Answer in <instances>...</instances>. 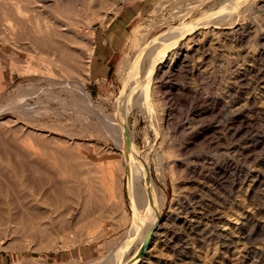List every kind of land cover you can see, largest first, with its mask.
Here are the masks:
<instances>
[{
    "label": "rangeland",
    "instance_id": "374dc122",
    "mask_svg": "<svg viewBox=\"0 0 264 264\" xmlns=\"http://www.w3.org/2000/svg\"><path fill=\"white\" fill-rule=\"evenodd\" d=\"M228 1L0 0V264L110 261L138 227L139 183L159 206L140 264H264V0ZM225 5L229 21L198 25ZM189 21L145 100L133 84L117 105L143 44ZM118 26L115 72L91 85L93 46ZM69 181L67 215L41 190Z\"/></svg>",
    "mask_w": 264,
    "mask_h": 264
},
{
    "label": "bare ground",
    "instance_id": "6f19581e",
    "mask_svg": "<svg viewBox=\"0 0 264 264\" xmlns=\"http://www.w3.org/2000/svg\"><path fill=\"white\" fill-rule=\"evenodd\" d=\"M241 1L243 0H230L228 1L229 4H239ZM38 2V1H37ZM226 2V1H225ZM224 2V3H225ZM227 3V4H228ZM66 4V3H65ZM247 4V3H246ZM223 5V3H222ZM41 7H50V4H47V3H43L40 5ZM245 6V5H244ZM243 6V7H244ZM61 7V6H60ZM220 7V6H219ZM242 7V8H243ZM61 9V8H60ZM218 9V8H217ZM237 11H234V7L233 6H230V5H225L223 6L220 10L208 15V17L210 18L211 16L215 15L213 17V19L211 20L210 23H198V25L200 26H204L206 24H210V25H213V26H216V24H223L224 22H226V20H228L229 18H232L234 14H236ZM235 16V15H234ZM229 21V20H228ZM190 24H186V25H179L180 27H176L170 31H166L164 32L163 34L149 40L148 42L144 43L143 46L140 48V50L136 53V56L134 58V60L132 61L131 63V66H130V69H129V78L128 80L130 81L132 75L134 74V77L132 79V81L130 82L129 84V87H128V84H127V88L124 89V90H121L120 92V95L117 96L116 98V104L119 105L120 102L122 101V98L125 96V103L127 104V100H128V96H129V93H130V89H131V86L133 84H135V86H139V85H142L143 83H146L144 84L143 86H141L138 91L140 92V96H138L140 99H144V96L146 95V90H147V87L149 85V80L151 78V75H153L154 71L158 70L160 68V65L161 63H163V60L165 58V56L167 55V52L169 50V48L171 47V43L172 42H178L179 39H181V37L185 34H190L191 31L196 27V23L195 22H190ZM23 24V22H22ZM202 30V29H201ZM212 30V29H211ZM183 33H182V32ZM143 57V59H142ZM147 61L148 63V67L146 68L147 69V72H146V69L144 68L143 69V72L141 70V63L142 61ZM59 61V60H58ZM144 64V63H143ZM123 66V65H122ZM144 66V65H143ZM121 67V66H120ZM120 67H119V72H124L122 70H120ZM125 67V66H123ZM156 67V68H155ZM122 69V68H121ZM125 69V68H124ZM123 69V70H124ZM141 70V71H140ZM128 81V83H129ZM136 83H138L136 85ZM137 91V88L136 90ZM134 91V92H135ZM138 92V93H139ZM127 93V94H126ZM137 93V94H138ZM134 96V95H133ZM136 97V96H134ZM134 99V98H133ZM132 99V101H134ZM137 99V98H136ZM138 100V99H137ZM145 100V99H144ZM151 101V100H150ZM137 102V101H136ZM141 102V101H140ZM138 103V102H137ZM143 103H145V101H143ZM141 104V103H139ZM150 104V105H149ZM144 105V104H143ZM126 106V105H125ZM148 107L152 106L151 103H148L147 105ZM119 113V112H118ZM153 115V114H152ZM117 117L119 116V114L116 115ZM115 123V122H114ZM115 127V126H114ZM121 140V145H122V154L124 156V136H122L120 138ZM131 149V148H130ZM135 155V154H134ZM125 158V157H124ZM128 158L130 159V161L128 160ZM125 162H124V167L126 169V171L128 172V180L131 184V187L133 186L134 184V188L132 187V190L135 189V185H136V181L137 179H141L139 178V175L137 173V167L134 165L133 161L131 160L130 156L128 155L127 158L124 159ZM132 163V164H131ZM51 182H54L53 180ZM71 183V181L69 182H58V186L56 185L55 189L56 190V195L55 196H51V195H48V192H45L43 190H41V192L43 194L41 195H44V197L47 199V201H52L53 204L55 202H59L58 204H61V206L65 207V213L70 214V211L74 208L73 205L76 204L77 202V196L78 195H73L70 191L71 188L68 186L69 184ZM52 184H55V183H52ZM51 185V184H50ZM55 186V185H54ZM52 187V186H51ZM49 187V189L51 188ZM130 187V186H129ZM76 188V187H75ZM145 190H144V189ZM47 189V190H49ZM54 189V188H53ZM138 189H139V199L137 198V200H139V205L142 207L141 209V217H140V221H137L138 223V227L137 229L135 230L134 232V226L135 225H132V228L130 230H127L126 234H125V242L123 243V247L121 248V250H119V252L117 253V255H112L114 258L111 259L110 261H105L103 260L102 262L101 259L97 261H95V263L97 262V264H124V260L126 257H123L124 260L120 261L119 262V257L118 255L121 254L122 250L124 247H126L127 245L129 246L130 242L131 244H133L132 240H134L135 237H138V242L136 241V243L138 244H142L143 242V239L145 237V234L146 232L152 227V226H155L154 228V231L152 233V236L154 235L158 225H157V222H154L155 220H157V216H156V212L154 211L156 209V211L159 210V206L157 207L156 204H157V200H156V195H154V192H151V191H148V189L146 188V186L143 184H140L139 183V186H138ZM137 189V190H138ZM51 191V190H50ZM40 192V193H41ZM55 192V190H54ZM134 192V190L132 191V193ZM137 192V191H136ZM145 192V193H144ZM71 193V194H70ZM84 193V192H83ZM82 193V194H83ZM134 195V193H133ZM50 197V198H49ZM135 197H137V195L135 194ZM135 200V201H137ZM55 201V202H54ZM83 201V200H82ZM78 203V202H77ZM81 206V205H80ZM53 207V205H52ZM61 207V209L63 208ZM83 207V206H82ZM57 208V207H56ZM97 208V207H96ZM102 211V210H101ZM140 213V212H139ZM49 214V213H48ZM137 214V213H136ZM138 215V214H137ZM140 216V215H139ZM86 219V218H84ZM155 219V220H154ZM79 221V220H78ZM66 224V223H65ZM134 232V235H132ZM137 240V239H136ZM122 243V242H121ZM120 243V244H121ZM119 246V244H118ZM131 246V245H130ZM117 247V245H116ZM141 245L138 247V250L135 252V254L133 255V258L132 260L129 262V264H138L139 262H141L143 256H138V252H139V249H140ZM129 247H127L126 249H128ZM264 248V247H263ZM115 249V248H114ZM255 250V249H254ZM257 250V249H256ZM259 250V249H258ZM118 251V250H117ZM112 252V251H111ZM116 253V252H115ZM114 254V253H113ZM122 258V259H123ZM128 262V261H127ZM140 264V263H139Z\"/></svg>",
    "mask_w": 264,
    "mask_h": 264
},
{
    "label": "crops",
    "instance_id": "0c3cea01",
    "mask_svg": "<svg viewBox=\"0 0 264 264\" xmlns=\"http://www.w3.org/2000/svg\"><path fill=\"white\" fill-rule=\"evenodd\" d=\"M129 23V22H128ZM120 23L119 25H121ZM127 24H123L126 27ZM122 26H118L107 32H103L98 41H96L92 50V76H89L88 82L91 85L100 82H106L109 73L115 72L116 64L120 58L121 43L119 34ZM93 92L92 89H90Z\"/></svg>",
    "mask_w": 264,
    "mask_h": 264
},
{
    "label": "water",
    "instance_id": "95a60500",
    "mask_svg": "<svg viewBox=\"0 0 264 264\" xmlns=\"http://www.w3.org/2000/svg\"><path fill=\"white\" fill-rule=\"evenodd\" d=\"M249 1L250 0H243V1H241L238 5H236L235 9L242 8ZM197 20H198V18H197ZM194 21H196V20H194ZM178 42L176 43V45L178 44ZM153 75H154V73H153ZM153 75H151V78L153 77ZM123 136H124V157L127 158L128 154L130 152V148H131V138H130V133H129V130H128V118L126 119V123L124 124ZM127 181H128V177H127ZM127 185H128V182H127ZM127 189H128V187H127ZM128 207H129L131 216H133V212L131 210V207L129 205V202H128ZM154 228H155V226H152L146 232L145 237L143 239V242L141 244V247L139 249V252L137 254L138 256H144L145 252L147 251V249L149 247V244H150L151 237H152V233L154 231Z\"/></svg>",
    "mask_w": 264,
    "mask_h": 264
}]
</instances>
